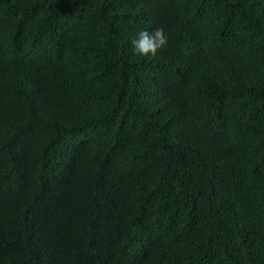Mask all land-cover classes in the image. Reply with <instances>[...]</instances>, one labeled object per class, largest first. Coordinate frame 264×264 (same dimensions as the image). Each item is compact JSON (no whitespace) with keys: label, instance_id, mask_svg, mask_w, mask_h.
I'll use <instances>...</instances> for the list:
<instances>
[{"label":"trees","instance_id":"1","mask_svg":"<svg viewBox=\"0 0 264 264\" xmlns=\"http://www.w3.org/2000/svg\"><path fill=\"white\" fill-rule=\"evenodd\" d=\"M0 264H264V0H0Z\"/></svg>","mask_w":264,"mask_h":264},{"label":"clouds","instance_id":"2","mask_svg":"<svg viewBox=\"0 0 264 264\" xmlns=\"http://www.w3.org/2000/svg\"><path fill=\"white\" fill-rule=\"evenodd\" d=\"M168 35L163 27H158L152 32L143 30L139 38L132 41L133 51L142 56H155L158 51L168 45Z\"/></svg>","mask_w":264,"mask_h":264}]
</instances>
